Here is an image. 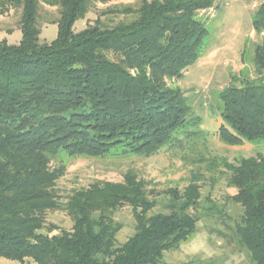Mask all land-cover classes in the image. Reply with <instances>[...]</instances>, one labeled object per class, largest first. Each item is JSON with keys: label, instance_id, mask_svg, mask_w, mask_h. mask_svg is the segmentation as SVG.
<instances>
[{"label": "trees", "instance_id": "obj_1", "mask_svg": "<svg viewBox=\"0 0 264 264\" xmlns=\"http://www.w3.org/2000/svg\"><path fill=\"white\" fill-rule=\"evenodd\" d=\"M105 1L0 0V14L20 11L22 32L18 43L0 40V257L33 264H170L165 252L196 231L192 210L201 192L195 182L156 192L130 170L122 181L95 180L61 200V153L151 156L195 135L191 128L201 122L167 80L182 77L198 59L208 35L198 13L216 0H138L107 7L101 11L106 21L97 17L74 30ZM260 1L254 25L264 31ZM45 5L57 15L47 17ZM113 15L122 18L115 22ZM42 22L58 25L51 42L40 40ZM254 65L255 77L234 79L219 93L218 135L229 144L264 139V43L256 46ZM224 165L237 188L232 199L243 206L236 239L255 264H264V156ZM162 202L166 211H155ZM125 206L132 207L135 229L119 243L123 225L114 215ZM55 210L71 217L70 230L48 223Z\"/></svg>", "mask_w": 264, "mask_h": 264}, {"label": "rangeland", "instance_id": "obj_2", "mask_svg": "<svg viewBox=\"0 0 264 264\" xmlns=\"http://www.w3.org/2000/svg\"><path fill=\"white\" fill-rule=\"evenodd\" d=\"M137 1L96 2L91 11L75 23L74 30L84 29L97 17L106 21L107 16L101 11L107 7L135 6ZM260 4V0H216L213 7L198 13L208 28L199 57L184 70L182 77L167 80L169 85L182 90L193 114L201 119L199 125L191 128L196 131L195 135L182 137L151 156L120 150L104 157L61 153L57 162L65 167L64 175L57 182L61 200L66 201L73 189L88 186L95 180L122 181L130 170L148 181L156 192L172 187L183 190L195 182L201 192L198 206L192 210L198 217L196 231L178 248L166 251L164 262L255 264L248 250L238 243L235 236L243 206L232 199L237 188L229 183L224 162L235 163L242 158L264 156V139L245 140L233 145L223 141L218 130L223 123L220 91L234 79L256 76L255 49L264 43V31H257L254 25ZM45 9L48 11L47 17L57 15L55 7L45 5ZM19 16L20 11L16 9L0 14V40L6 39L9 43L21 40ZM121 18L122 15L110 16L115 22ZM57 32V24L42 22L40 40L51 42ZM157 197L166 201L163 193ZM164 202L155 211H166ZM114 218L123 225L117 235L118 242L122 243L135 229L132 207L121 208ZM47 221L67 230L73 226V220L64 210L48 212ZM0 264H33V260L26 258L23 263L0 257Z\"/></svg>", "mask_w": 264, "mask_h": 264}]
</instances>
